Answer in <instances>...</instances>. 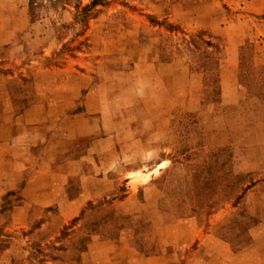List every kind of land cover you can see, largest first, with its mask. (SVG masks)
Here are the masks:
<instances>
[{"label":"rangeland","instance_id":"rangeland-1","mask_svg":"<svg viewBox=\"0 0 264 264\" xmlns=\"http://www.w3.org/2000/svg\"><path fill=\"white\" fill-rule=\"evenodd\" d=\"M2 74L0 264H264V0H0Z\"/></svg>","mask_w":264,"mask_h":264},{"label":"crops","instance_id":"crops-1","mask_svg":"<svg viewBox=\"0 0 264 264\" xmlns=\"http://www.w3.org/2000/svg\"><path fill=\"white\" fill-rule=\"evenodd\" d=\"M2 75H3V79L0 81V93H1L3 90H5V89L7 90L8 87H9V84H6V82H7L6 79L9 78V77H13V76L10 75V74H6V75L2 74ZM6 90H5V91H6ZM5 91L2 92L3 95L0 94V104H1L0 113H5V111L9 109V107L7 108V102H6V100L10 98V93H5ZM2 106H4V108H2ZM6 108H7V109H6ZM12 116H13V114H12ZM44 128H45V127H43V129H44ZM38 129H41V127H39ZM20 136H22V135H20L19 133H16V134H14V139H18V138H20ZM13 142H14V141H13ZM39 142L44 143V141H43L41 138H39ZM165 166H167V165H164L162 168H164ZM30 184H31V180L29 179V180L26 182V185H27V186H30ZM25 187H26V186H25ZM25 187H24V189H25ZM193 234H194V235H198V231H197V232H193ZM168 253H169V252H163V253H161V254H159V255L166 257V256L169 255Z\"/></svg>","mask_w":264,"mask_h":264}]
</instances>
